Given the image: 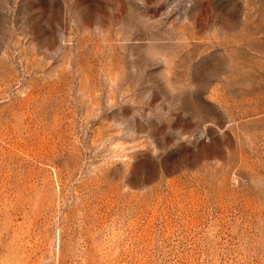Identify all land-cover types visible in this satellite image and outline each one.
I'll list each match as a JSON object with an SVG mask.
<instances>
[{
	"label": "rangeland",
	"instance_id": "374dc122",
	"mask_svg": "<svg viewBox=\"0 0 264 264\" xmlns=\"http://www.w3.org/2000/svg\"><path fill=\"white\" fill-rule=\"evenodd\" d=\"M0 264H264V0H0Z\"/></svg>",
	"mask_w": 264,
	"mask_h": 264
}]
</instances>
